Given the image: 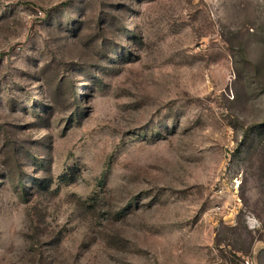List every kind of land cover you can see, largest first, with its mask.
<instances>
[{
  "label": "rangeland",
  "instance_id": "obj_1",
  "mask_svg": "<svg viewBox=\"0 0 264 264\" xmlns=\"http://www.w3.org/2000/svg\"><path fill=\"white\" fill-rule=\"evenodd\" d=\"M264 264V0H0V264Z\"/></svg>",
  "mask_w": 264,
  "mask_h": 264
},
{
  "label": "built area",
  "instance_id": "obj_2",
  "mask_svg": "<svg viewBox=\"0 0 264 264\" xmlns=\"http://www.w3.org/2000/svg\"><path fill=\"white\" fill-rule=\"evenodd\" d=\"M247 264H249V262H247Z\"/></svg>",
  "mask_w": 264,
  "mask_h": 264
}]
</instances>
